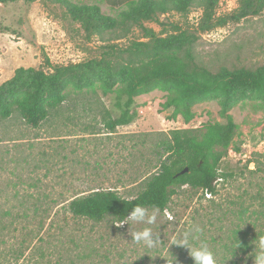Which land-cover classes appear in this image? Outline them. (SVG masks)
I'll return each mask as SVG.
<instances>
[{"label": "rangeland", "instance_id": "1", "mask_svg": "<svg viewBox=\"0 0 264 264\" xmlns=\"http://www.w3.org/2000/svg\"><path fill=\"white\" fill-rule=\"evenodd\" d=\"M72 1L98 4L110 16L123 6L106 0ZM237 3L220 0L216 16L227 15ZM201 16L202 8L193 6L186 14L169 12L145 26L158 34L173 32L175 27L188 30L196 37V61L212 72L220 67L264 65V9L206 32L199 29ZM69 23L56 3L0 4V52L7 51L0 83L20 66L46 69L45 58L65 65L96 55L101 44L98 38L83 39L78 24ZM141 36V30L133 27L118 43L126 45ZM71 96L37 127L27 124L16 111L0 118V252L6 261L12 259V249H21L19 262L23 264H57L76 253L82 254L86 264H168L170 260L193 264L188 262L192 258L187 248L170 242L198 227L200 232H192L193 243H206L218 264H254L252 251H257L258 241L264 238V107L260 103L239 102L230 110L238 128L220 169L232 174L215 183L211 196L189 186L176 187L166 209L148 208L150 213L156 210L154 224L128 221L119 225L110 216L100 222L74 216L67 201L98 188L135 196L141 175L153 171L154 143L174 128H201L223 121L218 102L196 104L194 118L185 124L180 117L172 120L171 110H162L165 93L156 89L135 99L137 117L132 123L109 132L101 114L112 107L111 95ZM251 157L260 160L258 170L254 163L253 168H245ZM144 227L161 240L156 248L132 243L131 232ZM234 235L250 239L254 249L247 254L237 250Z\"/></svg>", "mask_w": 264, "mask_h": 264}, {"label": "trees", "instance_id": "2", "mask_svg": "<svg viewBox=\"0 0 264 264\" xmlns=\"http://www.w3.org/2000/svg\"><path fill=\"white\" fill-rule=\"evenodd\" d=\"M17 1L36 0H0V4ZM42 1L62 7L69 21L78 24L83 39L98 38V53L65 65L45 58L46 69L17 67L10 78L0 83V118H8L16 111L27 124L37 127L50 113L72 100L71 94L100 92L102 96H112V107L104 109L101 117L103 126L114 132L118 126L136 119L135 99L157 89L165 93L161 108L171 110L172 120L180 117L185 124L189 123L195 116L193 107L207 100L218 102L223 119L201 128H174L164 133L153 145V171L141 175L135 196H122L114 188L75 194L67 201L72 215L95 222L110 216L113 222L121 223L137 204L166 209L176 187L189 186L202 192L206 189L212 195L215 183L232 174L220 169L238 128L230 110L244 101H256L264 107V65L253 69L220 67L212 72L195 59V35L179 27L158 34L145 22L156 21L169 12L186 14L191 7L198 6L202 8L199 29L206 32L228 21L258 15L264 9V0H238L237 7L221 17L215 13L220 0H106L112 6L123 5L114 16L103 13L95 3ZM133 27L141 30V38L119 45L118 40ZM232 147L240 151L239 147ZM250 162L255 170L260 168V160L254 157L245 161V168ZM185 167L187 171L181 173ZM232 241L233 247L245 254L255 247L242 236L234 235ZM23 253L21 249H12V259L6 261L0 252V264H23L19 262ZM255 254L253 250L252 255ZM57 264L86 262L82 254L76 253Z\"/></svg>", "mask_w": 264, "mask_h": 264}, {"label": "clouds", "instance_id": "3", "mask_svg": "<svg viewBox=\"0 0 264 264\" xmlns=\"http://www.w3.org/2000/svg\"><path fill=\"white\" fill-rule=\"evenodd\" d=\"M169 219H171V216H169ZM128 221L137 224H154L156 221V210L150 213L147 207L141 204L134 205L130 213L126 216L125 222L119 225L127 224ZM193 231L200 232L201 229L197 227L194 230L185 231L177 237H174L170 245H179L187 248L193 264H218L215 253L206 243L200 242L198 245L193 243ZM131 241L134 244L143 245L149 249L156 248L158 244L162 243L150 227H144L131 232ZM173 262L170 260L168 264H173ZM254 264H264V238H261L257 243Z\"/></svg>", "mask_w": 264, "mask_h": 264}, {"label": "crops", "instance_id": "4", "mask_svg": "<svg viewBox=\"0 0 264 264\" xmlns=\"http://www.w3.org/2000/svg\"><path fill=\"white\" fill-rule=\"evenodd\" d=\"M7 62V51L4 49H2V51L0 52V69H3L6 66V62ZM14 72V71H13ZM13 72L10 73V75L8 76L9 78L13 75ZM2 75L0 73V79ZM2 83V82H1Z\"/></svg>", "mask_w": 264, "mask_h": 264}, {"label": "built area", "instance_id": "5", "mask_svg": "<svg viewBox=\"0 0 264 264\" xmlns=\"http://www.w3.org/2000/svg\"><path fill=\"white\" fill-rule=\"evenodd\" d=\"M249 165L253 168V162H250ZM203 193L207 197L211 196V192L207 191L206 189L203 191Z\"/></svg>", "mask_w": 264, "mask_h": 264}, {"label": "water", "instance_id": "6", "mask_svg": "<svg viewBox=\"0 0 264 264\" xmlns=\"http://www.w3.org/2000/svg\"><path fill=\"white\" fill-rule=\"evenodd\" d=\"M185 171H187V168L186 167L183 170H181L180 172L183 173Z\"/></svg>", "mask_w": 264, "mask_h": 264}]
</instances>
